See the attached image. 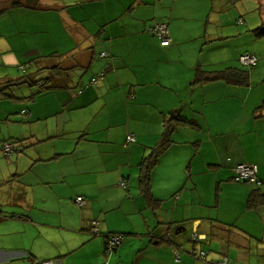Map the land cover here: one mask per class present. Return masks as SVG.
Masks as SVG:
<instances>
[{
  "label": "crops",
  "instance_id": "obj_1",
  "mask_svg": "<svg viewBox=\"0 0 264 264\" xmlns=\"http://www.w3.org/2000/svg\"><path fill=\"white\" fill-rule=\"evenodd\" d=\"M25 2L4 16L20 14L27 53L71 72L11 109L20 130L0 142V264H264V203L248 208L264 197V0ZM155 21L168 25L169 47L149 31ZM246 38L253 50L230 49ZM246 52L258 57L249 87L196 83L242 67ZM242 164L258 167L261 187L235 181ZM112 234L127 239L106 255Z\"/></svg>",
  "mask_w": 264,
  "mask_h": 264
},
{
  "label": "rangeland",
  "instance_id": "obj_2",
  "mask_svg": "<svg viewBox=\"0 0 264 264\" xmlns=\"http://www.w3.org/2000/svg\"><path fill=\"white\" fill-rule=\"evenodd\" d=\"M3 7H6V6H4L3 3L0 2V8H3ZM249 9H250V12L246 13L245 18L247 19V22L249 24H252L253 19H255L256 15H260V13L257 12L254 14L252 12L253 8L250 7ZM19 16H20V14L14 15L13 18H6L4 16L1 20L2 22H1L0 27H1L2 37H0L1 38L0 39V81H4L7 79L18 80V79H22V78L30 80L32 78L33 80L28 84L13 87L12 91H14V95L17 97L28 96V94L31 95V94H33L31 92L33 90L36 92L39 91L38 93L40 95L46 94L49 91L52 92V90H55L56 88H54L53 86L51 87V89L47 88L46 84L48 83L47 82L48 80L44 81L43 79H45L46 77H50V75H53L54 72H55V74L53 76H56L57 74H59L61 72L56 71L58 69H56L54 67H50L47 64V66L49 67V69H48L46 67L45 63L54 64V63L58 62V59L42 58V60L39 61L38 57L34 56L30 52L27 53V51H28L27 48L31 45L29 42L31 36H30L29 32H26L25 36H22L19 34L22 26L20 27V25H18V27H19V31H18L17 26L15 25V23H16L15 21L18 20ZM150 16H149V18H150ZM143 18H146L145 15H143ZM233 19H235V18H233ZM30 21H32V19L28 18L26 22H30ZM152 24L153 25L149 28V31L155 25L162 24V23H157V21H155ZM247 30L249 31V29H247ZM252 30H254V29L252 28ZM261 30H262V28H261ZM261 30L259 31V33L262 32ZM13 31H18V33H17L18 36H15L13 34ZM234 35H236V33H234ZM38 36H40V35L38 34ZM258 37L259 36L257 35L256 39ZM22 39L25 40L23 43L20 42ZM249 44H250V42L246 38L240 44L232 42L230 44V49H232V50L239 49V50H247V51L253 50L251 47H249ZM236 45L238 48L236 47ZM229 54H232V53L230 52ZM27 55H28V57H27ZM39 62L43 67H46L47 69H42L40 72H35L34 70L36 67H38ZM23 68H25V72H24ZM42 80H43V82H41ZM38 81L41 82V84L44 83V85H41L39 87ZM12 91L9 94H11ZM257 91L260 93L263 92V89H262L261 85H259V84L257 85ZM30 98L24 99L21 102L26 101V104L30 103V101H32V100H30ZM19 104H20V98L10 99V100L0 102V118H1L0 119V142L2 141V138L6 137V135H7V133H5L6 131L9 133H15V132L20 130V127H17V126L12 127L11 126V124H15L17 122L20 123V114L12 113L13 115H10L11 112H13L11 109L18 108ZM8 119H11L10 122H15V123H8V121H9ZM13 146L15 147L14 144H13ZM14 152H15V149H14ZM242 165H246V164H242ZM237 167L234 169V171L236 173L235 181L236 182H245V183L250 184V182H248V181H238L237 180V175H238ZM151 211L155 212L154 209H151ZM141 227L143 230H146V226H141ZM141 234L142 235L140 236V238L144 235V232H141ZM135 237H136L135 239L138 238L137 235H135ZM125 239H127V238H125V236H124V240Z\"/></svg>",
  "mask_w": 264,
  "mask_h": 264
},
{
  "label": "trees",
  "instance_id": "obj_3",
  "mask_svg": "<svg viewBox=\"0 0 264 264\" xmlns=\"http://www.w3.org/2000/svg\"><path fill=\"white\" fill-rule=\"evenodd\" d=\"M1 3H3V5L6 6V7L0 8V17L4 16V15L5 16L8 15L10 13V9L19 8V7H27V5H26L27 3L25 2V0H8V1H5V2H1ZM261 28H262V30H261ZM263 28H264V24L262 25V27L258 28L257 31L254 30V32L256 31V36L257 35L259 37L264 36V29ZM260 30L262 31L261 33H259ZM252 33H253V31H252ZM250 54L251 53L246 52V53H244L243 55H241L239 57V59H238L239 63L238 64H241L242 67H231V68H229L227 70H224V71L216 72V73H213V74L210 73L212 75L210 78L209 77H205L204 78V75L201 74L198 77L196 83L204 82V81H207V80H210V81H222L223 80V81L227 82L230 85L249 87L250 86L251 70L258 64V57L254 55L257 58V63L254 64V65H250V66L243 64L241 62V58L243 56H245V55H250ZM251 55H253V54H251ZM62 64L64 66V62H62ZM69 64L73 65L74 63L72 62V63H69ZM65 67L66 66H64V68ZM54 68L58 69L56 71H60V72H64V73L65 72H69V73L71 72L69 70L70 68L61 70L60 69L61 68L60 63H58ZM54 74H55V72H54ZM49 78L50 77H46L43 80L44 81L45 80H49ZM32 80H33L32 78L30 80L22 78V79H18V80L7 79V80H4V81H0V102L1 101H6V100H10V99H18V97L14 95V91H12L13 87L28 84ZM11 91H12V93L9 94ZM180 115H178V116L176 115V118H175L176 119V125L188 124L189 121L183 119L182 117H180ZM151 161H152V159L151 160H149V159L145 160L143 162L142 166H141L142 167V171H141L142 173H141L140 181H141L142 188H143L144 191L146 190V187L148 186V184H147L148 182L147 181L150 180L151 174H152V170H153V167H154V162L151 163ZM261 186H258V187H261ZM263 203H264V197H263V199L260 200L259 196L254 194L249 200L248 208L258 207V206H260ZM195 237H196V235L192 236V239H191L192 242H198L199 241V239L195 238ZM202 252L203 251H201L200 254ZM178 257H179V260H178ZM176 260L177 261H181V256H180L179 253H177V255H176Z\"/></svg>",
  "mask_w": 264,
  "mask_h": 264
},
{
  "label": "built area",
  "instance_id": "obj_4",
  "mask_svg": "<svg viewBox=\"0 0 264 264\" xmlns=\"http://www.w3.org/2000/svg\"><path fill=\"white\" fill-rule=\"evenodd\" d=\"M150 32L152 35L157 37L163 47H169L172 42V38L169 33V27L167 24L162 23L155 25L153 28H151ZM109 55L107 53L102 54V58H106ZM241 62L245 65H254L257 63V58L254 55H245L241 58ZM94 83L98 82V79L93 80ZM25 113V112H23ZM129 140H134L133 137H130ZM5 154L7 156H12V153L14 152V146L13 144L6 143L5 144ZM258 167L256 165H239L237 167V180L238 181H248L251 184H256L257 186H261L262 182L258 177ZM124 183H122V186ZM125 186V185H124ZM77 203L79 205L85 204L84 198L80 197L77 199ZM92 231L94 234H99V222L94 221L92 223ZM124 241V236L121 234H113L108 236L107 241H106V246H105V253L106 255L112 254L114 251L118 249V247L123 243ZM201 259L206 261V253L203 251L201 254ZM179 260V257H178ZM36 264H55L53 261H46V262H39ZM219 264H231L227 259H224L221 263Z\"/></svg>",
  "mask_w": 264,
  "mask_h": 264
}]
</instances>
